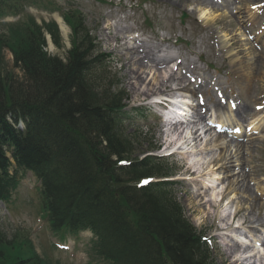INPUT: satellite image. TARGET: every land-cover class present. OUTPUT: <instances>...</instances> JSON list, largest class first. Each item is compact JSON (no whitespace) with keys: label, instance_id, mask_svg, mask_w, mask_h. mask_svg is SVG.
I'll use <instances>...</instances> for the list:
<instances>
[{"label":"trees","instance_id":"1","mask_svg":"<svg viewBox=\"0 0 264 264\" xmlns=\"http://www.w3.org/2000/svg\"><path fill=\"white\" fill-rule=\"evenodd\" d=\"M20 9L18 2L0 0V17ZM64 19L73 31L65 60L48 55L32 18L0 34V201H10L18 172L30 171L40 183L51 230L75 235L90 229L93 253L109 264H206L200 238L165 184L135 187L165 172L152 158L132 159L134 141L119 132L113 117L121 98L88 77L89 65L101 59H89L94 45L79 13L69 10ZM46 28L58 44L56 26ZM4 48L22 78L5 72ZM7 116L23 120L25 132L14 130ZM15 248L8 264H48L29 244L8 241L0 230V264Z\"/></svg>","mask_w":264,"mask_h":264},{"label":"rangeland","instance_id":"2","mask_svg":"<svg viewBox=\"0 0 264 264\" xmlns=\"http://www.w3.org/2000/svg\"><path fill=\"white\" fill-rule=\"evenodd\" d=\"M56 1L60 6L73 5L80 9L84 25L91 31L92 37L96 40L97 48L94 56L96 54L111 55L112 70L108 66L109 71L116 75V79L127 97L126 101L129 103V107L126 109L128 113L124 115L122 129L133 140L135 136L139 138V145L134 146L132 159H142L149 154L163 156L161 150L158 152L153 150L154 147L162 145L163 128L161 119H157L153 115H150L147 119L144 111H141V114L133 112L135 108H142L144 98L140 94L146 90V87L148 89L154 88L152 93L148 92L146 94V99L163 94V91H158L161 87L155 84L156 82L152 83L155 77L152 75L153 70L147 66L149 65L146 63L147 61H144L140 70H137L138 66H133L123 59L125 55L123 48L126 46L123 45V42H119V39L115 42L111 39L117 29L127 30L128 39L125 42L128 45H132L134 42H144L154 48L158 45V40L165 39L168 43L161 44V50L164 51L160 53L154 51V54L157 55L156 61L162 63L161 61L167 57L175 59L167 65H171L169 69H175L179 64L178 62H180L176 75H181L179 74L181 72L185 76H183L185 83L193 90V93L188 92L190 96L204 100V106L198 104L195 109L202 110L200 114L206 115L208 119L213 120L222 114V110L218 111L215 106V103L219 100L227 101L230 99L236 106L239 105V109L243 106L250 108L251 112L246 121L238 115L241 112L232 110L231 122L240 124L241 134L238 135L239 137L234 136V138L228 137L227 140L223 139L221 144L223 146L225 144L234 146L239 143L245 146L244 155L240 160L242 166H234L232 170L236 172L243 168L251 174L249 175V179H251L249 186L253 189L254 194H257V197L260 198V204L255 210H252L250 219L252 221L263 219L264 51H262V54L261 46L256 45L254 40L249 41L250 38L255 37L254 33L256 34L258 29L251 26L248 9L251 6H259L260 11L256 21L258 22L257 26L261 25L263 27L264 0H229L230 5L228 7L223 6L222 0L217 3L213 0H184L185 4L183 6L176 5L178 0H174V2L168 0ZM136 6L139 8L136 9ZM253 11L256 12V10ZM26 13L32 14L39 24L41 21L54 20L57 15L47 14L34 8L27 9ZM182 15H184V18L181 21ZM14 20L8 18L3 22L9 23ZM239 20L243 22L242 25L239 24ZM2 31L6 30L3 29ZM60 34L62 47L57 49L53 45L52 48L47 46V52L50 55L65 59L66 53L70 49L71 32L66 27V33L60 31ZM241 39H247L248 44L240 41ZM139 53H141V50ZM259 54L263 57L261 62H258L257 59L260 56ZM1 56L5 72L12 73L17 79L22 78V74L12 65L11 54L6 50L1 53ZM165 70L168 69L164 65L161 72L164 73ZM133 71H137L145 79L143 84H133V81L127 80L128 74ZM240 74L249 78L250 81L243 82L240 80L239 78L243 77H240ZM221 97L222 99H220ZM158 113H155V115H158ZM142 114L143 116H141ZM251 121L254 122V128L250 130L249 123ZM245 128L250 131L245 132ZM243 130L246 134L244 137ZM210 138L213 139L214 137L211 136ZM217 148L211 147L206 151L209 152V158H217L216 155L220 154ZM204 159L208 160L207 157ZM232 160L235 161V159ZM216 162L213 164L214 168L220 166V162ZM160 164L163 169L176 174V177L171 180L177 182L174 193L182 205L185 215L195 223L198 231L207 230L206 236L211 238L215 229L209 226V220L205 221L203 218L204 214L209 211L207 209L203 211L202 208H197L191 204V196L195 189L191 187L192 182H189L188 177L185 176L186 168L182 163L173 159H164ZM182 179H186V181ZM36 186L35 179L30 173H27L21 179L20 187L14 194L13 203L7 205L0 203V228L7 240L22 241L27 245L29 244L41 258L50 264H89L91 234L82 233L77 238L68 237L64 243H60L57 236L52 232H48L45 228V224L41 220L44 214L38 213ZM224 187H226L224 197L233 194V200H237L235 206H243L244 212V208L248 206L243 203V197L238 192L237 183L228 186L226 181ZM186 189L192 193H186ZM212 210L214 213L216 212V209ZM243 212L239 213L240 217L245 214ZM261 228L263 229L262 226ZM207 246L212 264H222L225 259L226 248L223 245H217L215 239ZM25 249L24 246L23 252H25ZM15 251L16 248L7 249L5 264L11 262Z\"/></svg>","mask_w":264,"mask_h":264},{"label":"bare ground","instance_id":"3","mask_svg":"<svg viewBox=\"0 0 264 264\" xmlns=\"http://www.w3.org/2000/svg\"><path fill=\"white\" fill-rule=\"evenodd\" d=\"M168 1L174 2V0H168ZM183 1L184 0H178L176 5L183 6V4H185ZM192 1H194V0H192ZM199 1H201V0H199ZM222 4L224 7H228L230 5V1L229 0H222ZM256 15H257V13H255V12H252V11L249 12V17H250V20H252L251 21L252 25H254L256 22L255 21ZM58 21L60 23L61 30L64 33H66V28L62 25V23L59 19H58ZM126 31H127L126 29L125 30L117 29L115 31V33L113 34L114 36L111 37L112 41L115 42L118 39L120 42L123 41V39H125V35H128V34H126ZM261 35H262V37L260 39L256 38V40L258 39V41H259V44L261 46V53H262V51H263L262 49H264V31H261L257 35V37H260ZM225 37H226V35H225ZM240 41H244V39H241ZM162 42H166V40H163ZM123 45L126 46L125 48H123V51L125 52L123 59L128 61L133 66H135V65L138 66L137 70H140L143 67L144 61H147V63H149L151 65V67L153 69V76L156 75V77L153 79L152 83L156 82L155 84L159 85V87L167 88L168 83L173 82L178 87H180L181 91L193 93V90L190 89L187 85H185L186 81L183 79V77L178 78L175 76V74H170L168 76H164L159 71L160 63L155 62L153 59L155 56L154 51H159L161 46L157 45L156 47L153 48L149 45H146V43H144V42H140V43L134 42L132 45H128L127 43H125ZM140 50H141V53H139ZM259 55L260 56L257 59H258V62H261L263 57L261 56V54H259ZM168 62H167V60H165L163 64H167ZM241 76H243V75L240 74V77ZM243 77L239 78V79L242 80L243 82L244 81H246V82L250 81L249 78H246V77H244V80H243ZM127 80L133 81V84H143V81L145 79L142 78L141 75L138 74L137 71H133V72L128 74ZM238 83L242 84V83H240V81ZM155 84H153V85H155ZM152 89H148L146 87V90L144 92H142L140 94V96H142L146 100V98H145V97H147L146 94L148 92L152 93L154 91V88L152 87ZM160 90L161 89H159V91ZM184 102L187 103L186 101H184ZM215 106L217 107L218 111L224 110V112H225L224 116L221 117L217 121L221 125L222 128H231V129L236 128V127L238 128V126L240 124L237 122L236 123L231 122L232 119H231L230 115H231L232 111L228 110L227 106L222 107L219 105V103H215ZM238 106L236 108V111L238 110L239 112H241L238 115L240 116L241 119L246 121L247 116H249V114L251 112L250 108L248 106H243L241 109H239ZM185 108L186 107H184V109H183L184 112L186 111ZM195 115L197 116V121H203L205 118L203 115H201L198 112H196ZM253 124H254L253 121H251L249 123V126H251L250 130L252 128H254ZM170 129L176 130L174 127H171ZM191 129H193V128H191ZM211 136H213L214 139H211L210 138ZM244 136H246V134H244L243 137ZM177 138H178L177 140H179L181 142V144L183 142H185V145L189 147V148L186 147L187 152H189L190 150H193V151L195 150V151L199 152L200 154H203L200 157H198V153H196L194 155L196 157V159L204 160L203 162L197 163V164H193L194 162H192L191 166L187 167V171L189 173H191L189 179L193 182V187L195 188V193H193V195L191 196V200H192L191 204L197 208H202L203 211L205 209H207L209 211V209L211 208V206H212L211 202H213V200L212 199L207 200L206 197H211L214 199L215 196L212 193L210 194L211 196L208 195V191H210V188L205 184L206 181L203 179L207 174H212L214 181L221 179V182H219L220 183V190L223 189V186L225 185L226 181L228 183V186H229V184L237 183L238 192L241 195V197H243V203L248 207H245L244 208L245 211L243 212V207L242 206L236 207L235 206L236 202H234L233 205H234V208H236L235 209L236 210L235 211V218H238V214L240 212H243V214L245 213L242 217H239L238 229H236V228L232 229L229 224H225L223 229H221L220 231L227 230V231L232 233L234 231H238V230L242 229L243 231L246 230V233H248L251 237H254V238H258V236L260 234H264V218L261 220H256V221H252L250 219V217L252 216V210H255L260 204V198L257 197V194H254L253 189L249 186V182L251 181V179H249V175H251V174L249 173L248 170H244L243 168H240V170H238L236 172L234 170H232V167H234V166H239V167L242 166L240 160L242 159V156L244 155L243 150L246 149L245 146L242 144H239V143H236L234 146H232L230 144L229 145L225 144V146H223L221 144V142L223 139L224 140L227 139L228 136L227 135H225V136L217 135V134H215L214 131H212L209 128H206L205 131L201 134V136L197 134V131H195L194 133H188L187 132V134L185 133V136L181 132L177 135ZM211 147H218L217 149L220 151V154L216 155L217 158H215V159L209 158V154H208L209 152L208 153L206 152ZM228 148H229V151H228ZM248 148H249V146H248ZM179 149L180 148H178L177 150H179ZM173 150H176V147ZM183 151H186V150H183ZM233 151H234V153H233ZM205 157H207L208 160L204 159ZM228 157H229V159H228ZM232 159H235V161ZM216 161L220 162V166L217 168H214L212 166V164L215 163ZM231 164H234V165L232 166ZM214 169H215V171H221L220 172L221 176L217 177L216 174L214 173ZM191 171H193V173ZM198 183H202V185L198 184ZM210 186L215 190L218 189V187H219V185H215L214 183H212ZM185 192L189 193L190 190L186 189ZM232 195H231V197H232ZM228 199L230 200V197H228ZM203 218L205 221L209 220L211 218L209 215V212H206L204 214ZM227 219H228V217H226L224 220H222V223H225V221ZM261 226L263 227V229L261 228ZM216 231H218L217 227H216ZM234 236L235 235L232 234L231 237L224 236L222 238V240H223L222 245L224 248H226L225 259H224V261H222V264H243L244 261L247 263L252 262V264H254V263L259 264L261 262L264 263V240L260 244V247L255 248L253 246V244H251L250 247L242 246L240 243L234 241L235 240ZM249 250L253 253L250 256H248V258H245L242 260L236 259L238 253H241V252L245 253V252H248Z\"/></svg>","mask_w":264,"mask_h":264}]
</instances>
